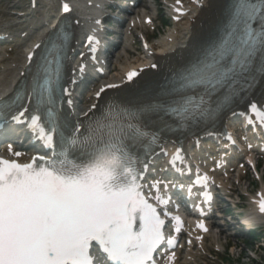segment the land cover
Here are the masks:
<instances>
[{
    "label": "snow or ice",
    "instance_id": "snow-or-ice-1",
    "mask_svg": "<svg viewBox=\"0 0 264 264\" xmlns=\"http://www.w3.org/2000/svg\"><path fill=\"white\" fill-rule=\"evenodd\" d=\"M231 3L224 37L188 72L213 87L254 65L257 58L264 65V0ZM257 18L258 30L252 27ZM48 91L45 86L39 95L35 90L30 94L36 112L28 127L51 156L34 157L24 166L0 158V264H96L93 247L102 253L103 264H153V254L165 240V222L140 183L144 177L136 149L148 134L127 113L116 121L115 106L83 131L82 126L69 130L52 97L45 95ZM12 106L11 99L0 100V129ZM252 109L264 124V110L256 105ZM22 116L24 112L12 120L20 123ZM155 200L167 217V200L158 193ZM259 207L264 212V202ZM167 243L169 249L174 247L172 240Z\"/></svg>",
    "mask_w": 264,
    "mask_h": 264
},
{
    "label": "bare ground",
    "instance_id": "bare-ground-1",
    "mask_svg": "<svg viewBox=\"0 0 264 264\" xmlns=\"http://www.w3.org/2000/svg\"><path fill=\"white\" fill-rule=\"evenodd\" d=\"M190 1V0H189ZM185 3L184 9H187L183 16L175 15L178 28L169 31V33L163 36L159 41L153 44H148L145 51L142 53V58L134 59V61L126 60L121 67L113 73H105L98 76V82L92 87V90L86 94V101L83 104L77 98L78 88L82 77H90L89 70L98 67L100 59L98 55L94 57L86 51L83 46L86 42L93 44L94 47L100 49V44H95L99 35L102 34L101 28L97 26L96 18H100L101 6L103 0H72L74 6L70 13L65 16L69 22L72 33V56L76 55L71 61L68 62L67 70L65 74V102L68 109L69 118L73 122L84 123L89 117L99 113L105 104H110L112 100L119 98L132 90L141 89V87L150 80H155L160 77L167 68L170 66H176L181 62L188 53L196 48L205 38L208 36L214 27L217 25L219 18L221 17L225 0H194V3ZM16 7L20 11H15ZM12 9L0 7V36L14 37L13 47L18 46V42L21 43L26 38L27 28L32 21L41 18V16H48L53 14L58 16L60 13L50 12L44 10L45 5L42 6L39 2L32 4V0L21 5L16 4ZM40 7L42 9L41 15L37 16L36 9ZM174 10L176 8H173ZM11 10V11H9ZM59 10V8H58ZM144 17L143 19H145ZM138 17L133 18L128 22V27H139L140 23ZM126 31V32H127ZM91 38V43L89 41ZM26 53L27 50L25 49ZM128 54V50L123 51ZM81 59L80 62H77ZM102 61V60H101ZM25 55L17 56L15 59L6 61L0 56V99L6 94L11 93L15 87V84L23 78V73L26 65ZM134 74V75H131ZM131 75V79L129 76ZM85 77V78H86ZM104 91L101 92L100 89ZM99 93V96L97 95ZM264 93V89H263ZM69 101L71 103H69ZM27 109V111H25ZM239 112L240 107L237 108ZM235 110V111H238ZM31 111V104L28 98H25L14 112V116H19L20 112H24V116L20 117V125L18 130L22 129L23 123L28 120ZM231 115V114H230ZM229 115V116H230ZM229 116H225L224 123L227 126V119ZM12 129V128H10ZM7 132H9V130ZM9 134V133H7ZM1 139H7L0 144H4L3 147H9L13 141V135L4 136L0 135ZM193 139H184L180 144H171L166 142L163 144V165L171 161L173 167H177L179 172L184 174L187 170L194 171V167L197 165H203L204 159L208 155L206 146L195 147L192 143ZM199 140H196L198 144ZM24 144H21V148ZM224 145L219 137L213 145L212 151L215 153L214 160L220 161L224 152ZM165 152V153H164ZM9 155V153H8ZM218 155V156H216ZM230 158L235 156V152L229 154ZM232 155V156H231ZM22 156V155H21ZM203 156V157H202ZM212 156V157H213ZM175 162L173 164V160ZM226 158H228L226 156ZM228 161L229 162V159ZM223 159V158H222ZM203 160V161H202ZM209 163V160H206ZM224 161V160H221ZM249 162H252L250 157ZM192 163V164H191ZM156 157H153L147 164L146 171L144 170L145 180L144 182H153V171L156 167ZM191 164V165H190ZM210 168V167H209ZM230 167L223 168L220 171L213 170L215 177L225 176ZM216 189V188H215ZM261 221H264V215L257 217ZM256 220V218H254ZM253 221V218L250 219ZM184 232H187L188 238L195 244L199 243L197 234L190 230L188 226L184 227ZM161 256L160 264H177V253H170L169 256ZM171 257V260H169ZM165 259V261H164Z\"/></svg>",
    "mask_w": 264,
    "mask_h": 264
},
{
    "label": "rangeland",
    "instance_id": "rangeland-1",
    "mask_svg": "<svg viewBox=\"0 0 264 264\" xmlns=\"http://www.w3.org/2000/svg\"><path fill=\"white\" fill-rule=\"evenodd\" d=\"M143 1H144L143 5L148 7V9L142 10L141 8L138 7L137 9L132 10V12H130V15L133 17L137 15L139 16V21L141 25L136 30H132L130 32V35L124 34V32H122L123 29L118 28L117 24H115L114 26H110V27L106 26L108 25L107 23L104 24V27L106 26V31L109 32V34H111L109 35L110 38H112L113 41L117 42L115 45L114 43H112V45L115 47V52L113 53V56L110 60L111 63L109 67L110 69H112L113 72L119 69L121 67V64H123L126 60L134 61V59L136 58L140 59L142 57L140 45L138 44L136 37H135L138 31L146 35L148 37L149 42L152 44V43H156L157 41H159L163 36L167 35L169 31H171L172 29H176L179 27L178 24L175 23V21H171L169 28H165L162 30L160 26L161 24L160 20H164L166 18V14L171 12V5L174 3L175 0H143ZM19 3L23 5L26 3V0H0V7L12 9V7H14L16 4H19ZM14 10L16 11V7H14ZM141 12H144L143 16H147L148 18L152 20V23L150 25L148 26H146L145 24H144L145 26L142 25L143 16L141 17L140 15ZM158 12H159V15L157 14ZM106 13L107 15H109V12H106ZM110 15H113V11L110 12ZM121 32H122L121 36L117 35V34H120ZM4 42L6 41L0 42V50H1L0 55L2 57L9 60L10 58H16L17 55L21 53V45L23 43L20 45V47L15 48L10 43L3 44ZM125 49L128 50V54H125L123 52ZM110 51H113V48L109 46V47H106L104 52L107 53ZM107 55L110 56V53L109 54L107 53ZM91 89H92V86L82 85V87L79 88L78 90L80 91V95L77 94V96L79 97L80 100L83 99V102H84L86 101L85 95ZM231 126L234 127V129L237 132H239L241 130L242 125H239L238 122L234 121L231 123ZM210 143L211 141H205L203 145L210 147L211 146L209 145ZM259 167L262 169L264 173V163L263 162H260ZM240 179H242L241 182L242 181L245 182V183H241L240 186L233 184V182L230 183L231 188H232L231 193H234V195L233 196L231 195V197L237 196V199L233 200V202L240 204L239 208L241 209V220L247 221V219L252 218V212H251L252 210L248 206V203L245 201V198H241V196L244 195L245 187L248 189L247 190L248 192H251L253 190H257L259 187V184L256 182H253L251 178L247 175L245 178H242L241 176ZM224 195H225V192L222 190H219L217 193V197H218L217 202H220L222 199H224ZM238 198H240L241 200L238 201ZM216 205L220 206V209L218 212L222 213V211L226 210V206L222 202L220 204L217 203ZM253 222H260V220H254L253 218ZM220 223L222 224L221 226L222 229L220 228L219 230L214 229L215 231L214 235L212 234V236H209L208 238H206L203 245L200 248H197V249L194 248V249H191L189 252H187V255L190 258L185 259L184 252L181 253L180 264H203V262L210 263L211 260L209 259V257L207 258V256H205L207 255L206 252H214L219 256V258L222 257V255H224L225 252L226 253L228 252L232 256L230 255L229 258L225 257V259L231 260L233 263L236 262L237 264H250L251 263L250 260H252L254 263L259 264L258 260L264 259V253H261L260 251H256L257 260L250 259L248 251L254 252L256 249V246L252 243H247L245 241V239L247 238L246 232L241 231L240 229L238 235L229 236L233 234L231 231H227V230H231L233 228L228 227V223H226L225 221H222ZM233 231H235L234 233H236V230H233ZM258 231L263 232L264 229H258ZM240 253H241V257L238 260L237 257ZM216 263H219V260Z\"/></svg>",
    "mask_w": 264,
    "mask_h": 264
},
{
    "label": "trees",
    "instance_id": "trees-1",
    "mask_svg": "<svg viewBox=\"0 0 264 264\" xmlns=\"http://www.w3.org/2000/svg\"><path fill=\"white\" fill-rule=\"evenodd\" d=\"M261 264H264V261Z\"/></svg>",
    "mask_w": 264,
    "mask_h": 264
}]
</instances>
